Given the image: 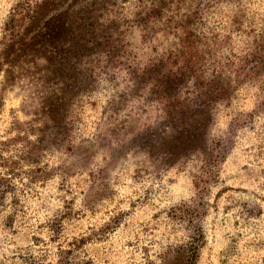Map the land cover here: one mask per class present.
Here are the masks:
<instances>
[{"label": "rangeland", "instance_id": "obj_1", "mask_svg": "<svg viewBox=\"0 0 264 264\" xmlns=\"http://www.w3.org/2000/svg\"><path fill=\"white\" fill-rule=\"evenodd\" d=\"M25 1L0 0V264H264V0H165L148 36L159 0L110 12L142 67L187 27L201 79L229 83L205 115L126 70L77 94L51 48L73 0Z\"/></svg>", "mask_w": 264, "mask_h": 264}, {"label": "trees", "instance_id": "obj_2", "mask_svg": "<svg viewBox=\"0 0 264 264\" xmlns=\"http://www.w3.org/2000/svg\"><path fill=\"white\" fill-rule=\"evenodd\" d=\"M48 1L50 0L45 2ZM56 1L59 3L56 4L58 6L56 9H58L60 5H65L68 0H52L50 4H55ZM45 2L37 5L38 2L36 1L34 12H38ZM31 3L32 0H26L17 7L26 6V8L31 9L33 6ZM117 5V0H73V3L68 7L71 14L73 13V23L70 25L72 28L68 29L64 35H62V30L58 31L56 45L51 48L58 50V56H64V65L67 63L66 54L71 53V57L76 58L69 69L73 74L70 88L78 91L77 94H80L81 91L90 93L93 90L91 88L92 82L103 74L115 75L126 70V77L132 84L133 93L140 91L151 82L153 92L167 96V105L176 107L180 102L179 98L183 96L181 92L185 90L184 94L188 92L189 96L184 100L196 101L198 99V102L193 103L185 101L187 111L195 109L202 115H205L208 109L210 110L211 102L222 100L223 96L227 95L229 90L228 79L221 77H214L206 81L201 79V65L199 64L201 58L194 51L195 45L186 26L185 28L182 26L181 32L177 33L181 37H186L180 41V47L177 48L175 56L171 57L170 66L167 67V58L164 54L157 61L146 63L143 67L140 66L135 55H133V50L128 48L129 44L124 40L125 30L120 26L122 19L119 16L109 18L110 12ZM164 6L165 0H159L151 11L154 13L153 15H142V9L138 10L133 22H136L146 31L143 33L144 36H148L153 28L150 19L159 17ZM20 12V9L15 10V17ZM15 17L11 19V22L14 21ZM173 20V15L168 16L165 29L167 23L171 25ZM12 27L14 24L11 25ZM64 38L72 42L70 47L65 46ZM81 79L84 81L82 82ZM173 109L176 110L177 108ZM210 118V114L205 117L202 124L203 134H206ZM195 147H200L199 142H196Z\"/></svg>", "mask_w": 264, "mask_h": 264}]
</instances>
